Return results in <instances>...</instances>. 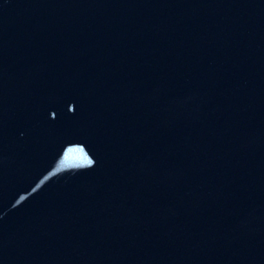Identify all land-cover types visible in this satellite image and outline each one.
I'll use <instances>...</instances> for the list:
<instances>
[{
    "label": "water",
    "instance_id": "95a60500",
    "mask_svg": "<svg viewBox=\"0 0 264 264\" xmlns=\"http://www.w3.org/2000/svg\"><path fill=\"white\" fill-rule=\"evenodd\" d=\"M0 264H264V0H0Z\"/></svg>",
    "mask_w": 264,
    "mask_h": 264
}]
</instances>
